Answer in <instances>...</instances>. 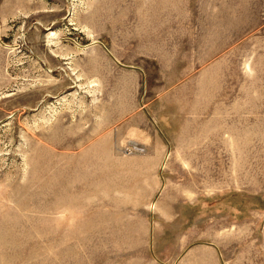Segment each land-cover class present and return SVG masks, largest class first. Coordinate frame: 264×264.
<instances>
[{"label": "rangeland", "instance_id": "rangeland-1", "mask_svg": "<svg viewBox=\"0 0 264 264\" xmlns=\"http://www.w3.org/2000/svg\"><path fill=\"white\" fill-rule=\"evenodd\" d=\"M0 264H264V0H0Z\"/></svg>", "mask_w": 264, "mask_h": 264}]
</instances>
